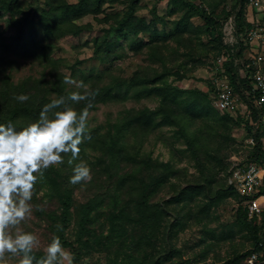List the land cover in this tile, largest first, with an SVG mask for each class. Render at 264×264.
I'll use <instances>...</instances> for the list:
<instances>
[{
  "label": "rangeland",
  "instance_id": "obj_1",
  "mask_svg": "<svg viewBox=\"0 0 264 264\" xmlns=\"http://www.w3.org/2000/svg\"><path fill=\"white\" fill-rule=\"evenodd\" d=\"M96 1L87 0L86 5L93 8ZM103 1L98 12L82 14L72 24L62 23L57 36L46 41L50 47L31 53L14 45L7 47L17 30L8 25L10 13L0 16V56L15 83L30 76L50 81L57 70L88 89L91 76L105 75L104 83L112 78L125 83L111 101L90 111L88 132L72 165L86 161L93 178L72 185L70 223L61 239L69 256L63 264H76V256L78 264H152L159 256L164 264H220L253 248L252 234L237 219L238 209L246 203L227 187L232 185L230 178L237 163L248 162L247 154L256 141L251 142L243 126L232 124L228 131L231 122L224 123V111L216 105L215 81L227 72L221 49L203 31L204 20L197 14L187 16L185 8L171 0ZM260 1L264 10V0ZM20 4L36 21L42 10L48 9L46 0H20ZM132 7L136 22L146 27L138 34L127 27L118 41L119 31L111 27L116 28ZM183 18L187 21L182 22ZM73 24L83 27L79 35L68 31ZM223 31L226 43L238 41L233 16L225 21ZM108 34L120 46L103 59L96 54L94 38ZM38 38L43 35L38 33ZM258 43L264 57V40ZM252 55L248 49L245 60ZM240 71L242 76L247 74L246 68ZM195 90L207 94L206 99L202 93L198 96L208 100L211 109L201 103L202 108L191 110L182 103L197 98ZM173 92L184 109L178 118L184 128L164 116L165 110L177 106L167 101ZM241 101L238 111L231 112L234 117L248 114L245 100ZM129 111L135 112V117L143 114V124L134 123V128L127 130L120 141L125 144L123 155L113 166L109 159L113 125ZM226 135L233 137L235 148L232 146L230 155L220 162ZM191 142L195 148L190 147ZM70 157V153L65 155L62 165L46 171L55 175L53 170L61 172L65 165L72 166L67 163ZM40 189L39 193L34 190L31 216L19 227L39 237L40 247L34 253L45 255L52 236L60 233L61 209L47 186ZM64 241L72 245H64ZM6 258L8 264H18L20 257L6 253Z\"/></svg>",
  "mask_w": 264,
  "mask_h": 264
},
{
  "label": "trees",
  "instance_id": "obj_2",
  "mask_svg": "<svg viewBox=\"0 0 264 264\" xmlns=\"http://www.w3.org/2000/svg\"><path fill=\"white\" fill-rule=\"evenodd\" d=\"M228 1L230 0H171V3L174 5H182L186 10L187 16L190 14L199 15L204 20V25L202 26L203 31L218 44V48L221 49L220 53H223V55L227 57L223 62V66L235 91L241 94L242 99L245 100V103L248 105L249 113L244 116L239 115L234 117L231 112L225 111L222 118L224 119V123L225 121L226 123L231 122L227 126L228 131H231L232 124L233 126H243L246 129L247 136L255 139L256 144L249 150L246 161L261 163L264 162V127L261 123L257 126L260 118V109L255 104L256 94L251 92L252 79L250 78V74L253 72L254 67L250 68L245 76H242L240 71V68H244L241 59L245 60L246 51L250 48V42L247 38L248 32L254 26V23L250 22L247 18V8L250 0H236L233 6H228ZM86 3H88L87 0H80L79 4H71L65 0H46L48 9L44 8L40 13L39 20L36 21L29 11L21 7L20 0H0V16L7 12L10 13L11 16L7 20L8 25L15 27L17 30L16 33L11 36V42L7 44V47L9 45H14L18 49H25L28 53H31V50H38L43 46L50 47V44L48 45L46 41H49L51 37L57 36V31H59L62 23L65 22L67 24V22L70 21L72 24L74 21L76 22L77 19L81 18L82 14L98 12L104 1L97 0L96 6L93 8L90 4L86 5ZM220 6H222L221 9ZM19 14H22V17H17ZM232 16L235 21L238 40L233 45L225 42V32L223 31L225 21ZM183 19L182 22L187 21L186 18ZM261 21L264 23V17ZM39 25L41 26V30H39ZM77 25L78 24H73V29L68 31L74 35H79L83 27H78ZM28 26H30V31L27 30ZM127 27L128 30L130 32L132 31L134 34H138L140 31H143V27H146L144 23L141 24V22H136L133 7L118 20L116 28L111 27L119 31L117 35L118 41L124 37L121 31H124ZM38 33L43 35L42 39L38 38ZM94 42L96 44V54L100 55L103 59L117 52L120 46L118 42L110 38L109 34L104 37L94 38ZM245 61L247 62L248 60ZM4 65L5 62L0 56V124H8L11 122L17 130H19L38 118L43 105L49 103L53 98H58L61 95L67 96L68 93L73 91L64 83V78L66 76L58 70H55L56 72H54L55 74H53L50 81L45 77L43 80H39L30 76L17 84L14 82L13 76L6 72ZM246 69L248 71V68ZM104 77L105 75L93 78L91 76L90 78L91 86L89 89L95 93L93 107L90 111L95 109L99 103L111 101L112 97L115 96V91L118 92L122 84H125L122 83V79L117 78H112L109 83H104ZM87 81L88 80H86V82ZM102 82L103 84H101ZM130 85L131 84L127 85L128 88ZM195 92L197 98H187L183 100L182 103L186 102L185 105L191 110H195L200 106L202 108V104L206 106V109H211L212 106L208 104V100L205 102L202 97L198 96L202 92L200 90H195ZM21 93L29 95V99L26 102H19L14 99L15 95ZM54 93H56V97H52ZM202 94L206 99L207 94ZM167 101L169 104L172 102L173 105L177 104V106L172 107V110H165L166 114L164 116L167 120L169 119L179 124L181 128H184L178 119L179 115L182 114L181 111L184 109L178 106L179 101L177 97L174 98V92L170 93L167 97ZM73 106L80 109L83 108L85 104L81 102V104ZM130 112L131 111L127 112L122 118H119L113 125L114 131L111 134L113 136L109 143V159L113 166L114 164L118 165L120 162L119 158L123 155L125 144L120 145V141H124L127 130H131L130 127L132 126L134 128V123H136V125L140 123L143 124L141 118L143 114L139 113V115L135 117L136 113ZM233 144V137L226 135L222 143L223 147L221 148L222 156L220 157V162L224 161V159L226 160L230 155L232 146L235 148V144ZM190 147L195 148L192 142L190 143ZM194 152L198 154L200 150L194 149ZM74 166L75 164L72 166L65 165L63 169H61V172L53 170L52 172H54L55 175L46 171L43 180L40 181L41 183L38 181L35 185V192L39 193L41 185L42 187L47 186L48 190L54 193L53 198H58L57 200L59 201L61 209L60 233H58L60 239H62V233H64L70 223L74 188L69 183V180L73 173ZM227 190L241 197L233 185H228ZM48 195L51 197L49 192ZM241 200H244V198L241 197ZM237 219L238 222L252 234L254 246L220 264H244L245 259L258 244L260 233L264 231V225L255 223L253 220L249 219L246 205L240 206L238 209ZM63 243L64 245H72L67 241ZM33 254L37 260L44 256L43 254ZM74 261L78 264L79 257L76 256ZM152 264H164L162 256H159ZM178 264L186 263L182 261Z\"/></svg>",
  "mask_w": 264,
  "mask_h": 264
},
{
  "label": "clouds",
  "instance_id": "obj_3",
  "mask_svg": "<svg viewBox=\"0 0 264 264\" xmlns=\"http://www.w3.org/2000/svg\"><path fill=\"white\" fill-rule=\"evenodd\" d=\"M64 83L82 91L53 98L43 105L36 120L19 130L11 122L0 124V264H8L6 253L20 257L18 264H63L68 259L60 237L53 235L45 255L37 260L33 253L40 247L39 237L19 227L32 214L35 185L43 180L45 171L62 165L69 153L67 163L72 165L88 132L95 93L68 76ZM14 99L26 102L29 95L21 93ZM81 102L83 108L73 106ZM92 178L90 165L81 160L69 183H87Z\"/></svg>",
  "mask_w": 264,
  "mask_h": 264
},
{
  "label": "built area",
  "instance_id": "obj_4",
  "mask_svg": "<svg viewBox=\"0 0 264 264\" xmlns=\"http://www.w3.org/2000/svg\"><path fill=\"white\" fill-rule=\"evenodd\" d=\"M251 6L254 8L261 7L260 0H251ZM248 41L250 47L256 42L264 40V23L256 20L254 26L248 32ZM222 64L227 59L226 56L221 58ZM244 68H253L250 74L252 79V91L256 94L255 104L260 109L259 123L264 127V57L262 53L253 52L252 57L246 62L241 59ZM247 70V69H246ZM224 76V75H222ZM216 84V105L221 111L236 112L240 108L241 96L232 86L229 76L217 79ZM247 112L249 113L248 105ZM251 142L255 144L252 137ZM230 183L235 187L237 192L244 198L248 208V217L250 220L264 225V162H246L244 164L237 163V167L230 178ZM244 264H264V231L261 233L260 239L256 247L245 259Z\"/></svg>",
  "mask_w": 264,
  "mask_h": 264
},
{
  "label": "crops",
  "instance_id": "obj_5",
  "mask_svg": "<svg viewBox=\"0 0 264 264\" xmlns=\"http://www.w3.org/2000/svg\"><path fill=\"white\" fill-rule=\"evenodd\" d=\"M263 17H264V10H262V8L259 9V8H254L253 6H250V8L247 9V18L252 23H254L256 20H262ZM258 42L249 48L250 53L257 52V51L263 52L261 50V45Z\"/></svg>",
  "mask_w": 264,
  "mask_h": 264
}]
</instances>
